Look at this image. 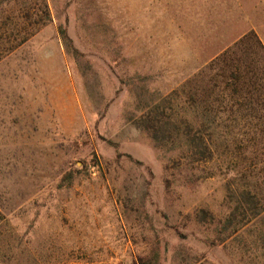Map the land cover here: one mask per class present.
<instances>
[{
  "label": "rangeland",
  "instance_id": "1",
  "mask_svg": "<svg viewBox=\"0 0 264 264\" xmlns=\"http://www.w3.org/2000/svg\"><path fill=\"white\" fill-rule=\"evenodd\" d=\"M42 1L0 59V264H264V51L218 52L234 1Z\"/></svg>",
  "mask_w": 264,
  "mask_h": 264
},
{
  "label": "trees",
  "instance_id": "2",
  "mask_svg": "<svg viewBox=\"0 0 264 264\" xmlns=\"http://www.w3.org/2000/svg\"><path fill=\"white\" fill-rule=\"evenodd\" d=\"M47 18L48 10L43 1L37 6L34 4L30 6L22 3L21 0H0V59L28 39L32 25L40 27L44 25ZM250 35L256 38L254 32H250ZM233 74L231 73V77L236 78V73L233 72ZM189 128L187 135H190V141L195 147L201 144L197 147L201 155L198 159L211 160L218 151L228 152L226 145L216 143V140L212 138L210 122H202L196 129H192L191 126ZM244 174L242 172L241 176Z\"/></svg>",
  "mask_w": 264,
  "mask_h": 264
},
{
  "label": "crops",
  "instance_id": "3",
  "mask_svg": "<svg viewBox=\"0 0 264 264\" xmlns=\"http://www.w3.org/2000/svg\"><path fill=\"white\" fill-rule=\"evenodd\" d=\"M234 1V2H233ZM222 2V0H220ZM235 3V12L228 13L226 21L228 27L219 45L218 52L223 53L229 50H235L234 45L238 43L246 44V38L243 36L249 31L256 34V40L259 48L264 51V0H228L227 3ZM226 28V27H225ZM225 28H223L225 30ZM242 40V41H241Z\"/></svg>",
  "mask_w": 264,
  "mask_h": 264
}]
</instances>
